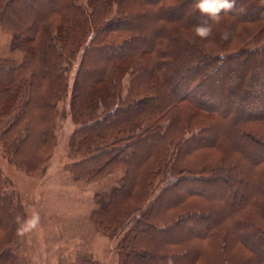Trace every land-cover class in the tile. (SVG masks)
Wrapping results in <instances>:
<instances>
[{
	"label": "trees",
	"instance_id": "trees-1",
	"mask_svg": "<svg viewBox=\"0 0 264 264\" xmlns=\"http://www.w3.org/2000/svg\"><path fill=\"white\" fill-rule=\"evenodd\" d=\"M204 20L194 0H0L23 52L0 57V142L42 172L69 97L66 166L80 181L123 172L92 215L123 229L120 264H264V2L235 0L201 40ZM26 210L0 171V264H18Z\"/></svg>",
	"mask_w": 264,
	"mask_h": 264
},
{
	"label": "rangeland",
	"instance_id": "rangeland-1",
	"mask_svg": "<svg viewBox=\"0 0 264 264\" xmlns=\"http://www.w3.org/2000/svg\"><path fill=\"white\" fill-rule=\"evenodd\" d=\"M263 46L264 40L259 44ZM0 57L11 58L16 63L23 58V52L12 47V34L1 27ZM77 65L75 60L68 70L70 84ZM125 82L126 90L128 79ZM68 108L66 96L59 103L55 150L42 172L32 175L18 168L0 142L3 191L20 198L26 206L27 217L33 209L40 215L38 229L18 234L15 248L18 264H79L85 259L96 264H120L123 229L111 236L97 228L92 215L97 208L95 193L118 184L123 172L88 181L76 179L66 166L79 157L70 147L71 132L76 125L66 114Z\"/></svg>",
	"mask_w": 264,
	"mask_h": 264
},
{
	"label": "clouds",
	"instance_id": "clouds-1",
	"mask_svg": "<svg viewBox=\"0 0 264 264\" xmlns=\"http://www.w3.org/2000/svg\"><path fill=\"white\" fill-rule=\"evenodd\" d=\"M264 2V0H262ZM235 4V0H194V6L196 10L198 9L202 14H207L211 23L208 20H204L195 26L194 32L197 37L201 40H206L212 35L211 24L214 22H219L221 19V13L230 12ZM228 33L224 34V39H229ZM18 232L20 234L32 232L38 229L40 224V215L36 210H32L31 215L27 218L20 219L17 218Z\"/></svg>",
	"mask_w": 264,
	"mask_h": 264
}]
</instances>
